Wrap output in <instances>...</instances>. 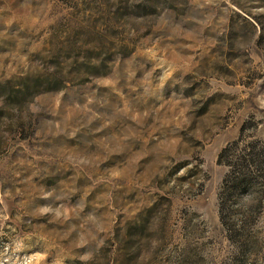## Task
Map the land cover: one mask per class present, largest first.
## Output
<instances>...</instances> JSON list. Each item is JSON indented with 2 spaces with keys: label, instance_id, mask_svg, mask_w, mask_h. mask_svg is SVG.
<instances>
[{
  "label": "rangeland",
  "instance_id": "obj_1",
  "mask_svg": "<svg viewBox=\"0 0 264 264\" xmlns=\"http://www.w3.org/2000/svg\"><path fill=\"white\" fill-rule=\"evenodd\" d=\"M239 138L264 0H0V264H264V182L219 212Z\"/></svg>",
  "mask_w": 264,
  "mask_h": 264
},
{
  "label": "trees",
  "instance_id": "obj_2",
  "mask_svg": "<svg viewBox=\"0 0 264 264\" xmlns=\"http://www.w3.org/2000/svg\"><path fill=\"white\" fill-rule=\"evenodd\" d=\"M217 162L227 167L219 191V212L225 223L223 210L231 196L236 194L241 199L248 189L259 192L258 186L264 182V140L243 142L239 138L221 149ZM259 203L260 199L256 197L254 206H259Z\"/></svg>",
  "mask_w": 264,
  "mask_h": 264
}]
</instances>
